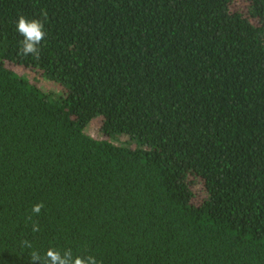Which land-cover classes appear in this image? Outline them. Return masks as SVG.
<instances>
[{
  "label": "trees",
  "instance_id": "obj_1",
  "mask_svg": "<svg viewBox=\"0 0 264 264\" xmlns=\"http://www.w3.org/2000/svg\"><path fill=\"white\" fill-rule=\"evenodd\" d=\"M21 14L44 20L38 59ZM49 247L264 264V0H0V264Z\"/></svg>",
  "mask_w": 264,
  "mask_h": 264
},
{
  "label": "clouds",
  "instance_id": "obj_2",
  "mask_svg": "<svg viewBox=\"0 0 264 264\" xmlns=\"http://www.w3.org/2000/svg\"><path fill=\"white\" fill-rule=\"evenodd\" d=\"M42 15L46 19V13H42ZM16 31L23 38L19 41V54L24 57L31 55L38 59L41 51L40 45L47 35L44 20L29 19L21 14L16 21ZM44 207L43 202L36 203L32 206L31 211L33 214L39 215ZM32 231L39 232V225L33 224ZM25 246L32 247L30 242H25ZM29 257L31 264H37V262L38 264H102L93 255H74L71 248L60 250L49 247L43 255L39 251L33 250Z\"/></svg>",
  "mask_w": 264,
  "mask_h": 264
},
{
  "label": "rangeland",
  "instance_id": "obj_3",
  "mask_svg": "<svg viewBox=\"0 0 264 264\" xmlns=\"http://www.w3.org/2000/svg\"><path fill=\"white\" fill-rule=\"evenodd\" d=\"M6 65L7 67L14 69L20 75L28 78L33 83H36L37 85H39V87L44 92L58 91L56 85L51 80L46 78L42 71L28 69V68H24L21 66H16L9 62H6ZM101 124H102V121L100 119L94 120L86 127L85 132L91 137H93L94 139H98V140L106 139L107 137H104L101 134V131H100ZM112 141L114 142V144H117V145L126 144V145H130V147L135 146V142L130 141L128 136H125V135L117 136ZM192 192L194 193V198L192 202H194L195 204H200L204 197L200 183L195 182L192 184Z\"/></svg>",
  "mask_w": 264,
  "mask_h": 264
}]
</instances>
